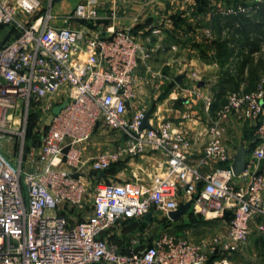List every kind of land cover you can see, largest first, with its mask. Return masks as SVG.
Returning a JSON list of instances; mask_svg holds the SVG:
<instances>
[{
  "label": "built area",
  "instance_id": "obj_1",
  "mask_svg": "<svg viewBox=\"0 0 264 264\" xmlns=\"http://www.w3.org/2000/svg\"><path fill=\"white\" fill-rule=\"evenodd\" d=\"M39 5L0 0V34L6 28L0 37V264H232L231 255L241 254L251 237L264 245V173L249 163L233 173L221 121L256 118L262 144L252 156L264 159V79L228 96L206 123L208 139L193 161L192 140L170 120L152 123L149 117V126L139 128L147 109L128 110L134 74L148 56L142 41L129 28L109 27L105 35L53 22L97 20V0H81L62 16L36 11ZM187 76L199 79L194 70ZM46 95L52 96L51 113L40 145L24 156L28 110ZM101 127L117 136L85 155L82 144ZM15 145L20 151L13 159L7 152ZM152 153L163 163L149 181L100 182L84 210V170L101 173L116 161ZM237 176L244 185L235 184ZM188 200L186 214L204 220L229 215L224 231L195 242L164 230L124 250L102 237L116 222L144 219L150 210L147 223L157 213L173 221L168 212Z\"/></svg>",
  "mask_w": 264,
  "mask_h": 264
},
{
  "label": "crops",
  "instance_id": "obj_2",
  "mask_svg": "<svg viewBox=\"0 0 264 264\" xmlns=\"http://www.w3.org/2000/svg\"><path fill=\"white\" fill-rule=\"evenodd\" d=\"M59 1H53V7L57 8L54 14L62 16L65 12L60 10ZM97 1L100 15L97 20L72 18L63 21L57 18L53 22L57 25L88 32L97 31L105 35L109 27L129 28L142 41L148 56L140 61L134 74V98L128 110L138 108L150 110L152 123L164 119L170 120L176 130L183 131L192 140L189 155L194 161L196 156L201 154L208 139L204 133L206 123L216 117L221 107L217 100L218 96L225 93V85L228 81L226 73L233 68L239 58L251 56V52L260 50V45L262 47L263 44L254 36L264 35V29L252 28L247 31L249 40L240 33L234 38H221L218 24L220 23L223 27L226 21L234 20L229 23L239 27L243 19H251V15L255 14L256 17L262 18L264 4L260 3L257 7V3L250 1L245 5L246 12L238 10L224 12L216 9L217 0H209L206 8L198 9L196 5L194 10L188 5L195 0ZM250 8H257V10L249 12ZM110 11L115 13L114 17L109 15ZM154 28H159V32L153 33ZM5 29L3 28L1 32L4 33ZM252 41L254 43H251ZM219 47L229 51L228 55L226 54L227 57L225 55L222 58L219 55ZM193 70L198 73L197 82L187 76V73ZM178 74H185L180 83L174 80ZM207 102H209L208 105ZM246 120L235 117L226 119L222 123V139L231 162L239 151L244 150L245 167L249 163L264 173V159L255 160L252 156L253 149L262 144V138L257 133L256 123L249 118ZM88 142L82 144L85 155L96 153L97 151L90 152L85 149ZM125 163L129 165L133 174H138L137 166L143 163L147 167L151 166V171L159 172L163 157L154 153L144 154L129 158L125 160ZM204 170L207 169L204 168ZM245 182L241 176L235 178L237 185H244ZM228 217L229 215L217 218L224 229L227 226ZM258 241L263 244L260 239L251 237L248 245Z\"/></svg>",
  "mask_w": 264,
  "mask_h": 264
},
{
  "label": "rangeland",
  "instance_id": "obj_3",
  "mask_svg": "<svg viewBox=\"0 0 264 264\" xmlns=\"http://www.w3.org/2000/svg\"><path fill=\"white\" fill-rule=\"evenodd\" d=\"M80 1L81 0H60L58 3L61 8L60 10L65 12L63 15H69L73 12L74 6H76V4ZM208 1L209 0H195L193 3L188 5V7H190V9L192 8V10L195 9L194 6L196 5L198 9L199 7L206 8ZM217 1L218 3L216 5V9L218 11L224 12L228 10H231V12L236 10L239 12H246L247 6L245 5H247L250 1L257 3L256 0H233L231 3H228L230 0ZM53 4V0H40L39 8L36 11L39 10V12L43 13L44 11L50 9L52 13H55L57 8L53 7ZM259 4L260 3L256 4V6ZM256 10L257 8H250L249 12H254ZM30 16L31 15L28 17ZM251 16L252 17L249 21L242 23L239 25V27H234L233 23H229L234 22V20L226 21V24H224L223 27H221L219 23V37L234 38V36H236V34L239 32H247V28H250L249 31L252 28H255L256 30H263L264 17L258 18L255 14ZM259 32L261 33V31ZM254 37L256 40L263 42L262 47L260 45V50L251 52V56H242V59L239 58L233 65V68L228 73H226L228 79L225 85L226 90L223 95L218 96L219 98L217 100L221 106L227 101V98L230 94L247 92L255 88L264 79V35L260 34V36ZM222 73L225 72L222 71ZM51 98V95H46L40 103L28 110L24 130V156L31 150L34 152L38 150L42 134L50 117L51 110L49 106L52 103ZM229 117H235L239 120L244 119L245 121L248 119L245 117H238L236 115H231ZM226 119H222L221 121L224 123ZM249 119H252V121L256 123V118L249 117ZM116 136L117 135L114 131L101 127L92 134L88 140L89 142L87 141L89 144L85 149L90 152L99 151L108 146L109 142L113 140L112 138ZM19 151V146L15 145L9 148V152H7V154L9 157L15 159L19 155ZM114 163L115 164L111 168L105 170L103 177H99L95 172L90 170H84L83 174L85 176H83L82 180L86 186V191L83 198V206L85 211L90 209V206L92 205L93 193L98 183L107 182L109 180L147 182L151 179L150 177L153 173L158 172V170L151 171V166L147 167L143 163L138 164L139 166H137L136 170L138 174H133V171L130 170L129 165L126 164L125 161L120 160ZM188 216L189 215L186 214L185 217L181 216L179 219L170 221L165 218L162 213H157L155 218L147 224L142 223L140 218L120 220L116 222L114 226L102 233V237L110 243L118 244L123 249H127L132 244L139 247L144 246L145 244L149 243L153 237L157 236L164 230H173L184 235L186 234L191 240L195 242L199 241L201 238L209 239L216 232L218 233L224 230V227L220 221L217 220V218L204 220L202 216L197 215L194 219H191ZM231 259L232 264H264V245L259 241L255 242V244L251 243L244 248L241 254L231 255Z\"/></svg>",
  "mask_w": 264,
  "mask_h": 264
},
{
  "label": "water",
  "instance_id": "obj_4",
  "mask_svg": "<svg viewBox=\"0 0 264 264\" xmlns=\"http://www.w3.org/2000/svg\"><path fill=\"white\" fill-rule=\"evenodd\" d=\"M53 1H58V0H53ZM185 76V74H178L174 80L177 82V83H180L182 81V78ZM63 106V102L60 103V104H57L55 105L53 108H52V111L54 113H57L59 111V109ZM151 116L150 114V110H147L143 119H142V122L139 126V128H143V127H146V126H149V117ZM245 151L244 150H241L238 152V154H236L233 158H232V162H231V167H232V170H233V173L235 175H240L242 173V171L244 170V167H245ZM192 200H188L186 202H182L175 210H172L170 212H168V217L172 220H175L183 215H185L190 207V204H191ZM152 215H153V212L152 210L148 211L145 215H144V219L146 221H150L151 218H152Z\"/></svg>",
  "mask_w": 264,
  "mask_h": 264
},
{
  "label": "trees",
  "instance_id": "obj_5",
  "mask_svg": "<svg viewBox=\"0 0 264 264\" xmlns=\"http://www.w3.org/2000/svg\"><path fill=\"white\" fill-rule=\"evenodd\" d=\"M261 4H264V2H262ZM199 9H200V7H199ZM244 21H243V23L244 22H246V21H249L250 20V18H248V19H243ZM250 29V28H249ZM249 29L247 28V31H249ZM240 34H243V36L246 38V39H248L249 40V37L250 36H247V32L245 31V32H239ZM251 43H254V41H252ZM219 46H221V44H219ZM228 52L229 51H226L225 49H221V47H219V55H221L222 56V58L227 54L228 55ZM227 55H226V57H227ZM115 163H112L107 169H109V168H111L113 165H114ZM107 169H104L101 173H99V172H96V174L99 176V177H103V174H104V172H105V170H107ZM188 217H190L191 219H194L197 215H195V214H193V213H188ZM198 216H200V215H198ZM141 219V221H142V223H146L147 224V222H146V220H144V219H142V218H140ZM177 219H179V218H177ZM128 220H130V219H128ZM118 245V244H117ZM119 246V248H121V249H123L120 245H118ZM124 250V249H123Z\"/></svg>",
  "mask_w": 264,
  "mask_h": 264
}]
</instances>
